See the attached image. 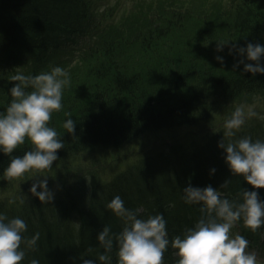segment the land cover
I'll use <instances>...</instances> for the list:
<instances>
[{
  "label": "trees",
  "instance_id": "obj_1",
  "mask_svg": "<svg viewBox=\"0 0 264 264\" xmlns=\"http://www.w3.org/2000/svg\"><path fill=\"white\" fill-rule=\"evenodd\" d=\"M89 7L87 0H0V114L6 113L12 100L9 90L16 82L11 76H35L52 52L83 47L81 61H93L82 79L69 70L70 84L63 89L62 109L52 113L49 126L64 143L57 155L118 147L159 128L203 125L210 110L218 105L210 102L218 99L215 96L264 91V74L244 72L243 64L234 68L241 57L236 52L230 54L228 45L216 50L220 41L264 45V0L230 1L225 19L217 20L223 22L221 31L200 39L201 51L190 52V56H197L194 61L198 67L189 65L193 60H183L182 66L176 63L181 60L173 52L179 53L176 45L185 46L179 41L185 37L173 33L178 20L167 18L163 25L154 26L149 19L141 24L138 20L124 21L119 23L122 30L117 36L97 40L99 21ZM182 21L180 24L186 22ZM168 48V56L164 53L157 59L155 53ZM141 50L153 54L139 57L136 54ZM217 55L223 57V64L215 59ZM261 63L264 65V58ZM69 118L76 122L75 135L63 127ZM243 136L264 140V134L242 131L233 139ZM32 148L26 138L12 155L22 156ZM199 148L195 143L185 152L179 146L172 159L161 152L160 161L158 151L110 181L93 176L89 183L80 181L64 192H54L50 203H42L32 194L24 203L15 195L11 208L5 209L0 203V214L26 222L25 240L39 233L35 248L21 245L26 252L22 264H30L32 259L39 264H82L81 257L100 264L98 256L104 249L97 240L98 233L108 226L113 234H119L124 226L123 220L107 208L117 195L126 208L139 210L140 218L163 214L170 239L182 236L201 216V205L184 201L183 188L189 184L201 188L211 185L230 200L239 199L243 188L256 190L264 200V188L253 189L242 176L231 174L226 153L217 142L207 150ZM10 159L0 151V184L10 181L4 174ZM213 168L216 171L210 174ZM226 179L230 181L227 188H219ZM77 222L79 231L74 227ZM235 228L249 241L248 249L256 247L264 252V227L253 233L241 220ZM117 252L114 243L109 254L111 264H118ZM175 253L169 247L164 264H176Z\"/></svg>",
  "mask_w": 264,
  "mask_h": 264
},
{
  "label": "clouds",
  "instance_id": "obj_2",
  "mask_svg": "<svg viewBox=\"0 0 264 264\" xmlns=\"http://www.w3.org/2000/svg\"><path fill=\"white\" fill-rule=\"evenodd\" d=\"M226 45L230 54L236 52L241 57L234 68L243 64L244 72L264 74L261 63L264 45L248 42L246 46H239L237 42L220 41L216 45L217 52ZM215 59L224 63L219 55ZM11 81L16 82L9 90L12 100L6 113L0 114V151L11 157L4 170L8 180L19 179L29 172L43 173L59 159L57 151L64 148V143L49 122L52 113L62 109L63 89L70 84V77L63 68L55 67L50 72L35 76L17 73L11 76ZM66 115L71 116L70 113ZM253 117L264 119L253 107H236L224 123L226 131L218 147L226 153L224 159L231 174L242 176L253 189H260L264 188V140L253 141L250 136L233 139L246 120ZM75 125L76 122L69 118L63 127L69 134L75 135ZM26 138L33 148L22 156H13ZM215 171V168L211 169L210 174ZM42 177L33 179L29 191L42 203H50L54 193L48 188V176ZM229 183L226 179L219 188H227ZM37 188L41 190L37 191ZM183 192L185 203L201 205V216L182 236L171 239L163 214L140 218L139 210H129L122 198L115 196L107 208L123 220L124 226L119 234H113L108 226L98 233L97 240L104 249L103 254L98 256L100 264H111L109 254L114 243L118 248V264H164V255L169 247L176 250V264H261L257 254L248 251L249 241L243 235L232 232L241 220L253 233L264 227V200H261L258 191L243 188L239 199L233 200L211 185L201 188L189 184ZM20 203L24 200L21 199ZM74 227L79 231L81 225L77 222ZM26 231L27 224L23 219H9L0 214V264H22L26 252L21 245L35 248L39 233L25 240L23 233ZM81 261L82 264H97V260L84 257ZM30 264H39V261L32 259Z\"/></svg>",
  "mask_w": 264,
  "mask_h": 264
},
{
  "label": "rangeland",
  "instance_id": "obj_3",
  "mask_svg": "<svg viewBox=\"0 0 264 264\" xmlns=\"http://www.w3.org/2000/svg\"><path fill=\"white\" fill-rule=\"evenodd\" d=\"M231 0H87L89 10L99 21L97 29V40L103 36H117L119 23L124 21H139L141 24L149 19L153 26L157 23L163 25L166 19H175L177 25L173 29L174 35L183 36L179 39L181 43L176 45L174 54L180 57L176 60L177 65H183V60L189 62V65L197 66L194 58L190 56L191 51H201L198 47L200 39H204L206 33L214 31L213 27L221 26L223 22L217 21L226 15L230 8ZM186 20L185 23L180 24ZM215 20V21H214ZM183 22V21H182ZM139 27V26H138ZM224 27V26H222ZM125 33H121L123 35ZM85 43V42H84ZM182 47V48H181ZM83 48V47H82ZM73 47L58 49L52 52L46 62L39 66L38 73L50 72L55 67H61L66 72L77 75L81 78L87 72L92 60L81 61V50ZM170 48L158 50L154 55L157 59L166 53L168 56ZM206 50V49H204ZM168 52V53H167ZM196 52V53H197ZM136 54L139 57H146L153 54L150 50H141ZM162 59V58H161ZM160 59V60H161ZM91 61V63H90ZM163 61V60H162ZM181 65V66H182ZM80 66V67H78ZM83 67V68H82ZM29 69L28 67H26ZM70 70V71H69ZM197 72V76L200 74ZM36 73L35 75H37ZM201 75V74H200ZM198 78H200L198 76ZM78 93L80 91H77ZM216 100L210 101L218 104L215 109L210 110L211 114L208 121L203 125L179 126L172 128H159L140 134L118 147L99 148L96 150L73 153L71 155H58L59 159L53 162V167L43 173L29 172L19 179H13L4 184H0V203H4V208H11L15 195L21 200L27 201L31 192L29 191L33 179L41 176V179L48 176V188L54 192H64L72 188L76 183L83 181L84 184L92 181L95 176L99 181H110L117 175L125 172L130 166L138 162L139 159H148L152 154L158 152V160H163V152L168 159L174 158L179 152L181 146L184 151L191 149L193 144H197L200 150H207L208 146L219 142L226 131L225 121L230 118L231 113L240 105L253 107L259 116H264V91H256L232 95H217ZM221 98V99H220ZM220 99V100H219ZM209 102V103H210ZM252 134H264V119L253 117L246 120V123L239 130ZM207 148V149H206ZM193 151V150H192ZM199 151V150H197ZM196 151V152H197ZM195 153V152H194ZM13 189V190H12ZM7 190V191H6ZM37 188V191H40ZM233 234L237 231L232 229ZM257 254L258 261L264 264V252L258 249L248 250Z\"/></svg>",
  "mask_w": 264,
  "mask_h": 264
},
{
  "label": "bare ground",
  "instance_id": "obj_4",
  "mask_svg": "<svg viewBox=\"0 0 264 264\" xmlns=\"http://www.w3.org/2000/svg\"><path fill=\"white\" fill-rule=\"evenodd\" d=\"M221 19H225V18L221 17ZM221 27H222V26H218L217 28H216V27H213L212 29H213L214 31H211V32L206 33L207 35H206L205 37L208 38L209 36H212V35L215 34L216 32L221 31V30H220ZM198 118H200V116H199Z\"/></svg>",
  "mask_w": 264,
  "mask_h": 264
}]
</instances>
